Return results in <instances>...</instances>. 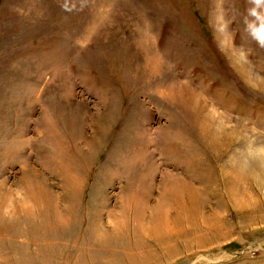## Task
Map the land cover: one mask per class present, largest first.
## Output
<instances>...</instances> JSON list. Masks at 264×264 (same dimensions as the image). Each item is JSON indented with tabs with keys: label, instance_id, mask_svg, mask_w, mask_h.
Masks as SVG:
<instances>
[{
	"label": "rangeland",
	"instance_id": "rangeland-1",
	"mask_svg": "<svg viewBox=\"0 0 264 264\" xmlns=\"http://www.w3.org/2000/svg\"><path fill=\"white\" fill-rule=\"evenodd\" d=\"M253 8L0 0V264H264Z\"/></svg>",
	"mask_w": 264,
	"mask_h": 264
},
{
	"label": "clouds",
	"instance_id": "clouds-1",
	"mask_svg": "<svg viewBox=\"0 0 264 264\" xmlns=\"http://www.w3.org/2000/svg\"><path fill=\"white\" fill-rule=\"evenodd\" d=\"M252 2L259 7L261 4H264V0H252ZM251 15L256 17V20L260 21L259 26L255 23L250 25L252 34L261 43H264V16L257 12L256 8L251 10Z\"/></svg>",
	"mask_w": 264,
	"mask_h": 264
},
{
	"label": "bare ground",
	"instance_id": "bare-ground-1",
	"mask_svg": "<svg viewBox=\"0 0 264 264\" xmlns=\"http://www.w3.org/2000/svg\"><path fill=\"white\" fill-rule=\"evenodd\" d=\"M247 169V168H246Z\"/></svg>",
	"mask_w": 264,
	"mask_h": 264
}]
</instances>
